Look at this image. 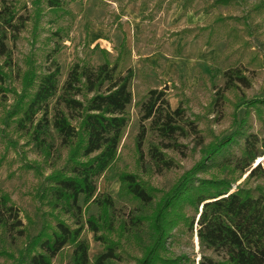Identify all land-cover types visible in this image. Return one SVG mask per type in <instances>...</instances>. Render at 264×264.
I'll list each match as a JSON object with an SVG mask.
<instances>
[{"label":"trees","instance_id":"1","mask_svg":"<svg viewBox=\"0 0 264 264\" xmlns=\"http://www.w3.org/2000/svg\"><path fill=\"white\" fill-rule=\"evenodd\" d=\"M41 1H31L36 20ZM193 1L184 0L182 7L187 8ZM230 1L204 0L203 11L210 14L212 9ZM263 2L253 4L251 11L261 8ZM46 4L55 11L61 8L59 0H46ZM233 19L237 18L216 13L203 30L212 32L218 27H226V36L238 39L245 46L248 42L243 40L238 29L228 24V20ZM25 22L26 18L18 16L11 0H0V93L14 95L13 104L0 118V124L7 126V121L12 120L16 129L28 134L46 157L53 146L50 127L67 153L64 164L52 169L39 183L37 195L39 201L49 206L48 212L38 208L34 218L22 217L9 196L1 194L0 242L8 236L12 240L10 250L4 246L0 248L5 264H52V258L66 247H72L70 264H114L119 259L121 240L129 237L141 246V257L136 259V264H194L188 263L184 255L172 258L164 254L167 240L181 226L189 230L195 226L200 245L222 253L219 259L203 256L198 264H264V186L249 185L253 177L264 178V165L259 162L253 166L264 154V137L246 134L243 129L251 110L264 125V97L241 103L246 107L244 117L238 118L234 111L235 127L231 133L216 136L210 132L212 137L202 145L200 160L168 190L151 186L137 173L120 172L118 197L135 207L128 219H118L114 214L113 199L108 194L97 193L95 180L117 158L118 146L129 121L127 108L132 101L130 82L133 72L130 68L125 73L116 72L121 50L112 61L107 57L108 52L103 51L107 58L101 65L95 68L74 65L59 88L58 67L38 74L29 60L20 77V90L8 89L3 86L11 61L7 43L17 40ZM247 28L248 25L243 23V29ZM224 76L225 89L249 85L239 69H229ZM59 90L57 102L62 108H57L49 119L48 102ZM162 97V91L150 90L147 101L142 104L141 118L151 119V127L160 137L171 138L184 131L174 120V116L183 114V109L179 106L171 110ZM216 101L217 98L213 100ZM160 103L164 110L159 111ZM40 112L42 114L36 119ZM144 134L142 129L136 144L139 160ZM238 138L242 139V145L238 155H233L229 149L232 144H237ZM160 148L164 146L150 144L149 158L155 165L169 168L170 162ZM31 166L40 175L39 166ZM201 173L209 176L200 178L197 175ZM244 174V180L236 184ZM92 203L98 210L96 214L88 213ZM189 210H193V216L188 215ZM60 212L74 219V228L61 218ZM85 226L103 247L102 252L91 260L88 241L82 235ZM144 237L146 244L142 245ZM16 239L20 241L19 246L13 248Z\"/></svg>","mask_w":264,"mask_h":264},{"label":"rangeland","instance_id":"2","mask_svg":"<svg viewBox=\"0 0 264 264\" xmlns=\"http://www.w3.org/2000/svg\"><path fill=\"white\" fill-rule=\"evenodd\" d=\"M11 1L18 16L26 18V22L17 40L7 43L11 61L3 84L6 88L20 90V77L29 60L38 74L58 67L59 88L74 65L95 68L107 57L114 60L120 50L116 72L125 73L128 68L133 72L130 82L132 101L127 108L129 121L118 146L117 158L95 180L97 193L108 194L113 199L114 214L118 219H128L135 207V204L118 197L120 172L137 173L151 186L168 190L200 160L202 145L212 137L210 132L216 136L231 133L235 127L234 111H237L238 118L244 117L246 107L241 103L264 97V2L261 8L251 11L252 5L262 0H232L212 9L210 14L203 11L204 0H194L187 8L182 7L184 0H59L61 8L57 11L49 9L46 0H42L37 20L32 0ZM216 13L237 18L228 20V24L238 29L247 45L226 36V27H218L212 32L203 30ZM243 23L248 25L246 30ZM103 51L108 52L107 57ZM229 69L241 70L249 85L225 89L224 72ZM150 90L162 91V98L171 110L179 106L183 109L181 116H174L183 132L162 138L151 127V119L142 120V104L147 101ZM59 92L48 102L49 119L57 108H62L57 102ZM215 98L217 101L214 103ZM13 99L11 92L0 93V118L12 106ZM160 105L159 111L164 110V105ZM41 114L38 113L36 119ZM7 122V126L0 124V196L6 193L20 210V216L34 218L38 208L46 212L50 210L43 201H39V183L52 169L64 164L67 149L60 146L58 136L49 127L53 146L46 157L28 134L17 130L12 120ZM142 129L145 134L139 160L136 144ZM243 129L246 134L264 137V125L255 118L252 110ZM152 143L164 146L160 150L170 162L169 168L157 166L149 158L148 147ZM241 145L242 139L238 138L237 144H232L229 149L231 154L238 155ZM259 162L264 165V154L255 160L253 166ZM31 165L39 166L40 175ZM197 176L207 178L209 175L201 173ZM244 177L245 174L236 184L241 183ZM257 184L264 186V178L250 179L251 187ZM97 212L92 203L88 213ZM187 212L189 216L194 215L193 210ZM60 213L61 218L74 228V219L69 214ZM82 235L88 241L91 260L102 252L103 247L94 240L86 226ZM143 239L142 245L146 244L147 238ZM10 242L12 240L8 236L0 242V248L4 246L10 250ZM19 242L16 239L12 243L13 248L19 246ZM121 242L119 259L115 263L136 264L142 253L140 243L131 237ZM166 247V256L184 255L188 263L194 264H198L203 256L212 259L222 256V253L200 245L195 226L193 230L184 226L175 229ZM71 251L72 247H66L52 258V264H70ZM0 264H5L2 255Z\"/></svg>","mask_w":264,"mask_h":264}]
</instances>
